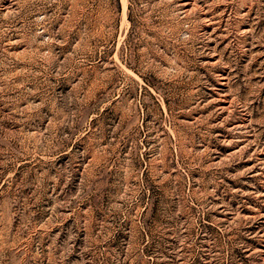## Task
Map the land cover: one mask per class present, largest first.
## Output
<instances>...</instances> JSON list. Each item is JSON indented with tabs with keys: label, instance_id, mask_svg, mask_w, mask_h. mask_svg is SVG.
<instances>
[{
	"label": "rangeland",
	"instance_id": "1",
	"mask_svg": "<svg viewBox=\"0 0 264 264\" xmlns=\"http://www.w3.org/2000/svg\"><path fill=\"white\" fill-rule=\"evenodd\" d=\"M0 264H264V0H0Z\"/></svg>",
	"mask_w": 264,
	"mask_h": 264
}]
</instances>
